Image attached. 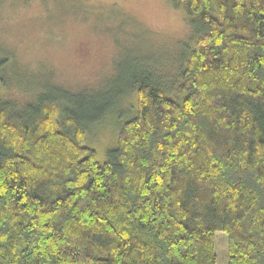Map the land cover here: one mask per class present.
<instances>
[{
    "label": "trees",
    "instance_id": "trees-1",
    "mask_svg": "<svg viewBox=\"0 0 264 264\" xmlns=\"http://www.w3.org/2000/svg\"><path fill=\"white\" fill-rule=\"evenodd\" d=\"M171 2L193 32L170 92L135 68L0 99V264H216L217 231L264 264V0ZM130 93L100 161L87 127Z\"/></svg>",
    "mask_w": 264,
    "mask_h": 264
},
{
    "label": "rangeland",
    "instance_id": "rangeland-1",
    "mask_svg": "<svg viewBox=\"0 0 264 264\" xmlns=\"http://www.w3.org/2000/svg\"><path fill=\"white\" fill-rule=\"evenodd\" d=\"M192 32L171 0H0V99L18 108L50 85L109 92L113 74L135 68L150 69L170 92ZM121 98L87 127L100 161L134 112L135 94ZM226 248L217 231L216 264H227Z\"/></svg>",
    "mask_w": 264,
    "mask_h": 264
}]
</instances>
